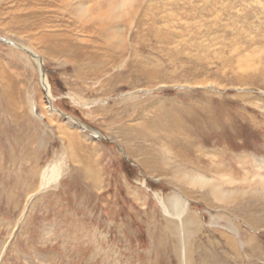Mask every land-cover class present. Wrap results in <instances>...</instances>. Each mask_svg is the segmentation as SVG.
Instances as JSON below:
<instances>
[{
    "label": "rangeland",
    "instance_id": "obj_1",
    "mask_svg": "<svg viewBox=\"0 0 264 264\" xmlns=\"http://www.w3.org/2000/svg\"><path fill=\"white\" fill-rule=\"evenodd\" d=\"M263 186L264 0H0V264H264Z\"/></svg>",
    "mask_w": 264,
    "mask_h": 264
},
{
    "label": "bare ground",
    "instance_id": "obj_2",
    "mask_svg": "<svg viewBox=\"0 0 264 264\" xmlns=\"http://www.w3.org/2000/svg\"><path fill=\"white\" fill-rule=\"evenodd\" d=\"M113 7V6H112ZM121 8V7H120ZM85 9V7L83 6H80V8L77 10V13L79 14L80 11H83ZM90 9V8H89ZM89 9H86L84 10V12H86V14L88 13V10ZM112 12V11H110ZM83 13V12H82ZM79 16L82 17H85L83 16V14H79ZM89 16V15H88ZM87 16V17H88ZM102 16V15H101ZM100 16V17H101ZM90 17V16H89ZM94 19V17H93ZM97 19V18H96ZM84 20V19H83ZM90 20H92L90 18ZM94 21V20H93ZM116 32V31H115ZM116 39V37L114 38ZM113 39V40H114ZM111 40V39H110ZM3 41V40H2ZM120 43V42H119ZM21 47L23 50L27 51V52H31L33 53V56H36L38 57V55L36 54V52L33 50V49H29L27 47L23 48L22 46H19V45H16V47ZM38 61V63L40 64V60L37 58L36 59ZM43 70V69H42ZM43 74V73H42ZM41 86L43 87V90L45 91V93L48 95V97L50 98L51 96V88H50V85H49V81H48V78L45 77V76H42L41 78ZM48 108V107H47ZM40 114H43L40 112ZM44 116V115H43ZM62 172L61 170L57 167V166H51L49 169H45L44 171V174H43V182H42V185H41V188L44 189V188H47L48 186L50 185H53V184H56L58 183V181H60V178L62 177ZM186 178L187 180H189L193 185H200L202 188H205V187H212V189L214 190V193H217V195L221 194V196H223V199L224 198H227L229 196L230 193L228 192H224L223 189L220 187V185L218 184H215L212 180L208 179V178H205L204 176H200L198 174H193V173H187L186 175ZM262 179V178H261ZM249 181V180H248ZM261 181V180H260ZM263 181V180H262ZM258 184V183H257ZM263 184V183H262ZM264 187V186H263ZM262 189V188H261ZM172 201V200H171ZM174 203V209L177 211V215L179 216L180 213H181V202L180 200L178 199H175L173 201ZM163 206L165 207L164 203H163ZM168 211V210H167ZM171 211V210H169ZM183 211V210H182ZM172 213V212H171ZM181 217V216H180ZM179 217V218H180Z\"/></svg>",
    "mask_w": 264,
    "mask_h": 264
}]
</instances>
